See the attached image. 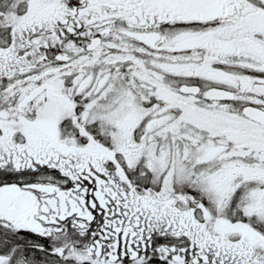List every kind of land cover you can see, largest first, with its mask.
<instances>
[{
    "label": "snow or ice",
    "instance_id": "1",
    "mask_svg": "<svg viewBox=\"0 0 264 264\" xmlns=\"http://www.w3.org/2000/svg\"><path fill=\"white\" fill-rule=\"evenodd\" d=\"M0 264H264V0H0Z\"/></svg>",
    "mask_w": 264,
    "mask_h": 264
}]
</instances>
